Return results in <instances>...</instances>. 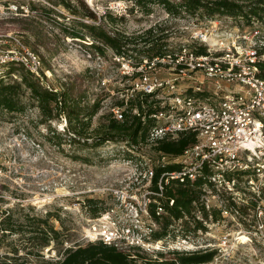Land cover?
Wrapping results in <instances>:
<instances>
[{"label":"rangeland","instance_id":"374dc122","mask_svg":"<svg viewBox=\"0 0 264 264\" xmlns=\"http://www.w3.org/2000/svg\"><path fill=\"white\" fill-rule=\"evenodd\" d=\"M70 1L78 3V0ZM84 1L101 18L93 21L77 17L62 3L55 5L61 0H0V52L16 48L18 40L35 50L31 45L34 38L28 32L23 33L21 20L29 17L39 21L51 37L53 48V53L39 48L38 53L46 59L40 80L45 86L59 88L75 77L83 79L89 100L94 102L99 99L101 102L91 125L92 129L100 127L101 131L114 115L119 102L136 97L138 92H131V89L143 70L136 65L137 56L132 50L129 52L130 59H118L112 49L101 54L88 45L90 41L67 36L65 31L67 27H72L73 19L100 24L111 33L120 30L138 39L139 46L149 35L147 30L155 27L150 34L158 38L164 36L163 41H167L172 50L183 43L193 45V35L202 27L216 25L219 30L233 33L251 29L249 23L233 16H216L209 21L198 16L194 18L185 9L173 15L159 4L152 6V12L145 13L138 6L133 7L134 0ZM171 1L180 3V0ZM49 8L62 15L50 13ZM108 11L118 17L125 16V19L110 23L103 18ZM260 23L264 25L263 20ZM8 70L4 68V75ZM22 72L17 71V76ZM158 73L171 77L173 71L164 67L158 69ZM13 79L14 76L5 78L10 82ZM181 85L179 89L188 86ZM166 92L165 89L161 94L166 95ZM28 96L25 93L27 107L24 111L12 114L0 111V185L5 186L0 193V220L8 215L7 224H13L14 230L10 234L0 233V262L16 255L27 264H42L44 260L62 256L67 247L87 243L83 236L88 223L91 218L100 216L92 215V208L86 205L87 200H100V205L108 208L122 198L113 196L114 189L121 186L131 189L126 181L135 172V165L125 163V158H131L134 152L123 142H105L98 146L86 145L83 140L71 142L72 135L66 131L65 115L48 123L43 122L45 118L40 108ZM158 123L161 124V121ZM48 124L57 134L49 131ZM147 151L155 153L154 149ZM221 209L223 212L218 218L215 215L207 217L206 211L202 210L200 216L207 223H203L202 229L197 231L194 229L197 224L195 215L182 222H173L165 235V247H174L176 241L189 235L193 250L211 248L217 251L215 257L220 255L208 264H263L264 212L261 211L264 209L245 205L234 208L232 203L223 204ZM49 212L52 213L50 222L61 235L53 239L48 247H43V236L38 232L47 225L40 220L47 219ZM163 223L164 220L160 232H164ZM242 235L249 239H240ZM164 250L161 256L168 260H177L180 255L189 252L182 248ZM140 252L150 258L146 252Z\"/></svg>","mask_w":264,"mask_h":264},{"label":"built area","instance_id":"2783aa9c","mask_svg":"<svg viewBox=\"0 0 264 264\" xmlns=\"http://www.w3.org/2000/svg\"><path fill=\"white\" fill-rule=\"evenodd\" d=\"M197 16L214 19L199 13L193 17ZM260 22L254 20L249 24L251 29L235 33L219 30L216 25L202 27L194 33L193 45L183 43L138 66L143 73L131 92L151 95L154 106L160 107L151 114L157 123L149 128L144 142L128 148L136 155L125 158V163L135 165V172L126 181L131 189H114L113 196L122 198L90 219L83 236L87 243L101 241L134 258L142 251L160 260L164 249L213 250H193L189 235L176 241L174 247H165L166 236L155 237L166 214L159 198L172 183L193 184L202 179L201 205L207 217L213 218L216 211L222 214L221 208L227 203L234 208L245 205L264 209V78L260 75L264 25ZM11 61L24 64L39 78L44 74L40 56L19 40L16 48L0 52V77L4 76V65ZM164 67L172 69L171 77L158 73ZM182 83L188 86L179 89ZM165 89L168 92L162 95ZM124 110L125 106H118L113 112L124 120ZM133 112L139 114L137 109ZM183 134H193L195 141L182 154L157 150L161 141L176 140ZM149 148L155 153L146 152ZM169 163L180 167L163 171L155 187L156 168ZM173 203L171 199L170 205ZM202 210L194 211L195 221L206 224L200 216Z\"/></svg>","mask_w":264,"mask_h":264},{"label":"trees","instance_id":"16d2710c","mask_svg":"<svg viewBox=\"0 0 264 264\" xmlns=\"http://www.w3.org/2000/svg\"><path fill=\"white\" fill-rule=\"evenodd\" d=\"M75 16L89 18L93 21L101 18L96 12L92 11L84 0H78L74 4L70 0H61L55 5H61ZM159 4L164 6L173 15L180 14L184 9L191 15L197 13L202 16H233L238 19H243L246 23H251L254 20L264 21V0H180V3H174L171 0H134V6H138L145 13L152 12V6ZM57 7V6H55ZM133 7L131 10H133ZM50 13L62 15L53 8H49ZM105 17L110 23H115L117 20H124L125 16L118 17L114 12L108 11ZM23 33H30L34 42L35 51L41 58L42 63L46 62L45 57L39 54V48H44L48 52L53 53L51 46V37L41 26L39 21L33 18H22ZM155 27L147 30L149 34L143 41V45L139 46L138 39L123 34L120 30L110 32L100 24H87L80 22L79 19L72 20V27H67L65 31L67 36L83 41H90V44L95 50L101 54H105L107 49H112L119 57L130 59V50L136 53V65L140 66L144 60H152L155 57H162L170 51V45L167 41H163V37L158 38L156 35H151ZM90 39V40H88ZM29 47V46H28ZM202 48L200 53L203 52ZM45 66V64H44ZM4 68L9 70L3 77H0V111H5L9 114L22 112L27 107L25 102V93H28L30 100L40 108L41 114L45 123L54 118H59L65 115L67 121L66 131L71 133V142L83 140V143L90 146H98L105 142H123L130 146L138 145L139 142H144L149 133V128L156 123V120L151 117V114L160 109L158 105L154 106L151 95L137 93L136 97L128 101L119 102L118 106H125V118L119 120L115 113L111 116L103 131L100 127L92 129V121L97 115L101 107V102L97 99L94 102L89 100L87 88L83 79L75 77L73 81L64 82L59 88L45 86L42 80L33 74L29 69L17 61L7 62ZM22 72L17 76L16 72ZM138 74V73H137ZM16 75L17 77H15ZM260 75L264 78V62L260 64ZM14 76L11 82L5 78ZM137 109L139 114L133 112ZM49 125V124H48ZM50 128V125H49ZM50 132L57 134L56 131L50 128ZM98 134H95V133ZM92 139L93 142H88ZM195 141L193 134H183L176 140L161 141L157 147L158 151L164 154L180 155L183 151ZM136 157V155H134ZM132 156V157H134ZM131 157V158H132ZM130 159V158H129ZM180 167L179 164H167L165 167H157L153 177L154 186L156 187L159 176L163 171L176 170ZM203 180H198L195 183H187L184 185L172 183L167 185L163 198H159L160 202L165 207V215L163 216L164 232L157 231L155 237L157 239L163 237L168 232L170 225L179 220H185L187 216L195 215L199 209H204L201 205ZM4 185H0V193ZM173 199V205H170V200ZM0 201L2 199L0 198ZM101 201L97 199H88L86 205L92 208V215H99L106 207L100 205ZM199 204V205H198ZM155 205L151 206V211L154 213ZM217 213V211H216ZM215 213V217L221 216V212ZM49 212L46 215L48 218L40 220L46 227L39 229V234L43 236L41 242L43 247H48L51 241L60 237L61 233L56 230L53 223L50 222ZM58 216V215H57ZM208 216V215H207ZM194 219L196 216H193ZM8 215L0 220V233H13V224L8 223ZM59 220V219H58ZM195 230L202 227V223L196 222ZM132 257V254L121 251L113 246L103 242L79 244L77 246L67 247L62 256L53 258L50 261L44 260L42 264H208L217 254L216 250L186 252L175 259H153L143 256L140 252ZM16 255L6 257L1 264H27L26 261L20 260Z\"/></svg>","mask_w":264,"mask_h":264},{"label":"bare ground","instance_id":"6f19581e","mask_svg":"<svg viewBox=\"0 0 264 264\" xmlns=\"http://www.w3.org/2000/svg\"><path fill=\"white\" fill-rule=\"evenodd\" d=\"M241 238H243V239H247L248 240V238L245 236V235H242L241 237H240V239Z\"/></svg>","mask_w":264,"mask_h":264}]
</instances>
